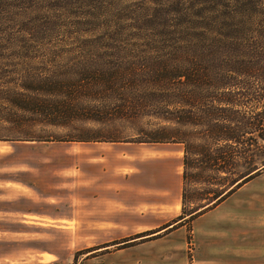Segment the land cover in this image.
Listing matches in <instances>:
<instances>
[{
	"label": "rangeland",
	"instance_id": "rangeland-1",
	"mask_svg": "<svg viewBox=\"0 0 264 264\" xmlns=\"http://www.w3.org/2000/svg\"><path fill=\"white\" fill-rule=\"evenodd\" d=\"M237 10L264 19V0H0V264H86L101 238L90 220L102 206L119 215L133 173L167 184L185 147L187 212L240 170H218L221 148L236 146L219 136L249 131L244 156L264 162L263 45L247 55L254 74L229 67L222 79L198 36L232 41ZM180 68L198 83L182 91ZM168 142L182 146L159 156Z\"/></svg>",
	"mask_w": 264,
	"mask_h": 264
},
{
	"label": "crops",
	"instance_id": "crops-1",
	"mask_svg": "<svg viewBox=\"0 0 264 264\" xmlns=\"http://www.w3.org/2000/svg\"><path fill=\"white\" fill-rule=\"evenodd\" d=\"M155 146L159 156H170L182 143ZM184 151L177 158L182 171L170 177L175 181L144 186L133 173L134 192L122 193L119 215L102 206V215L88 223L101 238L86 264H264V169L219 202L187 212Z\"/></svg>",
	"mask_w": 264,
	"mask_h": 264
},
{
	"label": "trees",
	"instance_id": "trees-1",
	"mask_svg": "<svg viewBox=\"0 0 264 264\" xmlns=\"http://www.w3.org/2000/svg\"><path fill=\"white\" fill-rule=\"evenodd\" d=\"M241 6L243 8H246L248 10H251L255 8L256 6L253 5L251 2L242 3ZM239 18H233L232 20L235 22L236 30L233 35H231L232 41L228 42L225 32H217L216 30H206L200 34H198L200 40L205 43L207 46H214L216 49L215 51L206 52L205 55L207 58L204 62L207 61H214L215 62V72H213L215 75L219 76L220 78L224 79L228 75L222 73L221 75L218 74V71L220 69L224 68H236V69H242V73L245 75H251L254 74L251 71V64L250 59L247 58V55L249 52L252 51V49H256L257 46L263 45L262 49L264 47V41L259 40V37H264V19H256L251 14L239 11L237 10ZM264 16V13H263ZM185 28L190 29L194 31L193 23L191 22V26H188V24L185 22ZM196 37V35H195ZM221 45V47H219ZM215 53V57H213ZM205 55H200L203 59H205ZM230 56H237V58L234 62V66L232 63L233 58ZM194 60V59H193ZM231 63V64H230ZM197 72V69L194 72H188L186 70H183V68H180L179 70L175 72H171L173 74V79H175L179 83V88L182 89V91L186 90L188 87H191V84L198 83L197 80L194 79V76ZM261 76L264 78V74L262 73ZM194 79V80H193ZM229 95H233L228 93ZM254 94V93H253ZM264 94L257 95L255 94L254 97L259 99L257 102L258 104L261 103L260 99L264 100ZM255 100V99H254ZM264 106V101H263ZM222 112V109H216L213 108L211 111V116L214 115V113L217 111ZM227 110V108H223V111ZM260 115V114H259ZM262 117L264 118V111L262 112ZM260 121V120H259ZM262 122H264V119H262ZM262 127H259V125L256 123V125L260 128L259 132H262L261 137L264 138V123H262ZM249 124H247L246 128H249ZM216 129H221L223 131H230L232 128L226 124L218 123L213 125ZM220 132V130H218ZM246 133H250L249 131H243L241 134L237 136L232 135H225V136H219L224 141H234L236 143L235 145H226L221 148V155L215 160L221 159L222 163L224 164V167L218 168L219 171H222V174H225L224 176H228V166L234 167V169L239 168L240 170L236 173H234V177L229 179L227 183L220 184L219 187H217L212 192L208 191V194H210V197H208L206 200L208 201L204 206L215 204L219 202L225 195H227L230 191L234 190L236 187H239L247 180L251 179L254 174L258 173L260 170L264 169V162L260 165L257 164L254 160V156L251 155L249 157H245L244 155L247 154L249 151H251L250 146L255 141L254 137H248L247 140H244L242 136H244ZM255 144V143H254ZM231 147L229 151L233 152V154H229L227 150H223L224 147ZM186 147H185V155H184V181L187 179V155H186ZM238 154L241 158L245 159V162H239L235 160L234 155ZM215 161V162H216ZM237 161V163H236ZM218 162V161H217ZM240 163V164H239ZM218 164V163H216ZM223 179V178H222ZM184 198H185V192H184ZM203 206V205H202ZM145 235V234H143ZM142 236V235H139Z\"/></svg>",
	"mask_w": 264,
	"mask_h": 264
}]
</instances>
